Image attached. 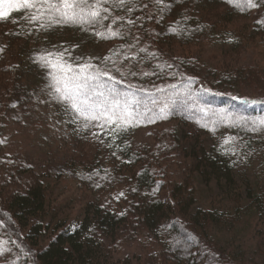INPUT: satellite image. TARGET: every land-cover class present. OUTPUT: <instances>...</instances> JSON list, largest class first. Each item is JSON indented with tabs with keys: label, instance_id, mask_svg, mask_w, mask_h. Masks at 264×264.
Segmentation results:
<instances>
[{
	"label": "trees",
	"instance_id": "16d2710c",
	"mask_svg": "<svg viewBox=\"0 0 264 264\" xmlns=\"http://www.w3.org/2000/svg\"><path fill=\"white\" fill-rule=\"evenodd\" d=\"M258 2L262 6L246 8L242 0L233 4L228 0H163L162 4L132 0L130 11L112 10L111 16L122 19L110 18L104 21L106 27L87 30L71 25L45 30L29 23L24 11H13L14 17L0 21V89L6 94L0 91V264H131L132 256H118H125V246L138 247L140 255L133 257L140 264H264V130L253 132L250 123L264 119V72L239 67L211 80L195 56L174 51L255 10L254 27L257 34L264 33V0ZM107 28L123 36L101 39L94 34ZM56 51H64L77 63L91 59L102 68L107 64L110 74L121 81L117 89L135 92L153 108L148 115L155 122L143 119L118 133L108 128L85 129L83 121L56 99L49 69L38 61L39 56ZM7 61L11 66H2ZM157 87L166 91L158 92ZM244 87L262 96L240 97L239 89ZM41 89H48L57 102L75 149L98 141L93 161L91 152L69 156L66 162L43 156L39 168L33 157L8 148L12 141H7V135L2 139L6 118L19 123L16 114L26 111ZM151 98L159 105L168 103L166 118L156 115L159 106ZM143 108L142 104L138 110ZM214 113L241 124L230 127L221 120L213 133L209 129L217 119ZM170 121L186 124V140L162 131L154 137L161 140L159 146L135 141L139 130ZM245 121L247 126H241ZM205 123L208 128L202 127ZM228 137L236 140L224 145ZM239 160L258 163L263 179L257 182L260 193L255 194L251 184L241 201L197 205L199 188L193 172L205 175L208 184L221 182L226 189L235 184ZM46 174L72 177L96 197L87 203L82 221L51 225ZM234 227L251 233V243L232 247L228 239L223 240L220 234Z\"/></svg>",
	"mask_w": 264,
	"mask_h": 264
},
{
	"label": "rangeland",
	"instance_id": "374dc122",
	"mask_svg": "<svg viewBox=\"0 0 264 264\" xmlns=\"http://www.w3.org/2000/svg\"><path fill=\"white\" fill-rule=\"evenodd\" d=\"M257 13L255 10L245 17H239L238 19L235 17L220 31H214L211 34L208 32L198 42L189 46H182V48L176 47L174 51L178 55L195 56L200 61V68L211 74V80L233 72L239 67H255L264 72V33L257 34L254 27ZM10 15L15 16V14ZM0 28L2 27L0 26ZM0 36L3 38L1 33ZM4 65L11 66V63L7 61L2 66ZM1 70L3 69L0 67L2 73ZM213 75L215 76L213 77ZM239 90L241 92L239 95L243 98H259L262 96L252 88L244 87ZM0 91L3 93L2 89ZM5 95V93L2 94V96ZM16 116L20 120L19 123L11 122L9 117L6 118L2 139L7 135V141H12L8 148L11 150L16 149L20 154L22 151L23 154L21 155L27 154L33 157L39 168L43 164V156L48 161L61 160L66 162L69 156H83L85 153L91 152L90 160L95 159L93 151L97 149L98 141L93 140L87 143L88 146L75 149L70 133L65 131L64 121L59 114V106L48 89H45V91L41 89L38 93H35L28 109L16 114ZM162 131L173 132L172 135L175 136H185V140L188 135L185 123L170 121L153 129L144 128L139 130L135 141L138 145H145L152 141L154 147L159 146L161 140L156 141L154 137L160 135ZM47 145H50V147H46ZM257 167V162L239 160L235 170V184L232 183L226 189L223 188L225 185L221 184L220 181V184L217 180L208 184L205 175L197 174V171L193 172L194 184H197L199 188L200 202L197 205H223L225 203L230 204L235 200L241 201L240 196L246 194L248 186H251V184L254 193L259 194L261 191L259 183H263V179H261L260 174L258 175ZM46 177H48L46 186L49 187V207L52 215L51 225L55 226L69 221L71 223L82 221L87 203L95 200L96 197L90 194L78 181L72 177L68 178L67 175L59 178L56 175L46 174ZM220 235L223 240L228 239V243L232 247L240 246L241 243H251V233L246 229L238 232L235 227L231 230L225 229V233ZM48 236L46 234V238ZM245 252L248 258V255H250L248 249ZM134 253L140 255L138 247L131 249L125 246L122 249V254H125V256H118L122 259L132 256V259L130 257L131 264H140L141 261L134 258L137 257ZM102 256L103 261L107 262L106 256L104 254ZM5 257L8 259L9 254Z\"/></svg>",
	"mask_w": 264,
	"mask_h": 264
},
{
	"label": "snow or ice",
	"instance_id": "6c2138e0",
	"mask_svg": "<svg viewBox=\"0 0 264 264\" xmlns=\"http://www.w3.org/2000/svg\"><path fill=\"white\" fill-rule=\"evenodd\" d=\"M131 2L132 0H0V21H8L13 11H24L27 12L25 19L29 23H38L45 30L65 25L76 26L83 30L89 27L95 29L97 26L106 27L104 21L110 18L113 22L116 19H122V17L111 16L112 10L120 8L130 11ZM155 2L162 4L163 0H155ZM228 3L233 4L234 0H228ZM242 3L246 8L262 6L258 0H242ZM236 6L240 7V3H236ZM128 23H134V21L130 20ZM94 34L101 39L123 36L122 33L111 28H107L106 31H95ZM111 59V57L107 58V60ZM38 61L42 67L49 69L48 75L52 81L50 87L54 90L56 99L65 105L66 110L70 109L77 120L83 121L85 129L108 128L118 133L126 131L129 127L138 126L143 119L155 122L154 116L148 115L153 113V108L149 107L135 92H121L117 89L116 85L121 81L110 74L111 69L107 67V64L102 68L92 63L91 59L77 63L74 59L70 60L64 51L47 52L39 56ZM116 71L120 72V68L117 67ZM132 74L135 75V73ZM143 74L150 75L147 72ZM121 75H123L122 72ZM156 90L161 93L166 91L160 87ZM205 91L210 90L205 89ZM244 102L247 103V101ZM151 103L159 106V113L156 115L162 118L167 117L169 106L166 101L163 105H159L155 98H151ZM142 104L143 110H138ZM201 111L204 110L201 109ZM213 115L217 117L210 122L212 127L209 130L213 133L221 120L228 121L230 127L241 124V121H232L222 113ZM248 123L245 121L241 126H247ZM250 123L253 125L251 128L253 132L264 130V119ZM202 127L208 128L209 123L203 124ZM93 135L98 137L99 134L94 132ZM235 140L236 137H228L223 144L228 145ZM120 196H123V193H120Z\"/></svg>",
	"mask_w": 264,
	"mask_h": 264
}]
</instances>
